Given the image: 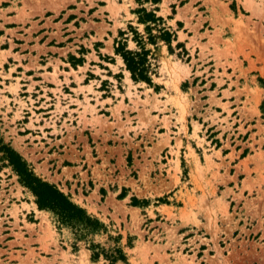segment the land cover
<instances>
[{
  "label": "rangeland",
  "instance_id": "1",
  "mask_svg": "<svg viewBox=\"0 0 264 264\" xmlns=\"http://www.w3.org/2000/svg\"><path fill=\"white\" fill-rule=\"evenodd\" d=\"M0 134L103 225H61L0 153V264H264V0H0Z\"/></svg>",
  "mask_w": 264,
  "mask_h": 264
},
{
  "label": "trees",
  "instance_id": "2",
  "mask_svg": "<svg viewBox=\"0 0 264 264\" xmlns=\"http://www.w3.org/2000/svg\"><path fill=\"white\" fill-rule=\"evenodd\" d=\"M153 2L158 3L159 0H153ZM136 13L139 14V23L146 25V31L149 34L148 39L152 44H156L158 40L165 41L168 44L171 43L173 34L167 28L160 27L163 23V18L157 17L153 12L148 13L143 8ZM130 28L134 35L133 40L139 50H130L128 48L129 38L125 37L127 33L120 31V40L115 41V53L122 58L126 70L130 72L134 82H145L152 85L151 75L155 72L151 62V51L145 47L143 36L131 26ZM154 29L158 31V34H153ZM77 61L81 62V59ZM0 153L2 155L1 161H7L8 166L18 175L20 183L27 187L35 196L36 204L40 210L52 212L61 225L72 227L77 231L81 230V228L88 231H97L103 227L96 218L88 215L85 209L72 202L69 196L65 195L54 185L37 177L21 155L10 144L4 143L1 134ZM94 249L100 250L99 247H93ZM101 254L113 264L118 261H125V255L119 248L94 251L93 257L98 258Z\"/></svg>",
  "mask_w": 264,
  "mask_h": 264
}]
</instances>
